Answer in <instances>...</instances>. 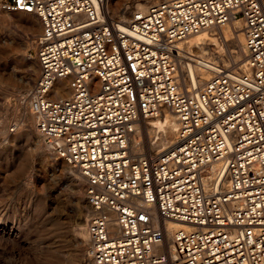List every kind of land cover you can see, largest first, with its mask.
Here are the masks:
<instances>
[{"label": "built area", "instance_id": "2783aa9c", "mask_svg": "<svg viewBox=\"0 0 264 264\" xmlns=\"http://www.w3.org/2000/svg\"><path fill=\"white\" fill-rule=\"evenodd\" d=\"M107 1L0 0L42 23L30 108L45 145L86 182L87 256L264 264V0H141L125 20ZM238 21L245 61L182 85L178 43ZM66 80L71 93L51 99ZM165 109L177 142L134 152L137 124Z\"/></svg>", "mask_w": 264, "mask_h": 264}, {"label": "rangeland", "instance_id": "374dc122", "mask_svg": "<svg viewBox=\"0 0 264 264\" xmlns=\"http://www.w3.org/2000/svg\"><path fill=\"white\" fill-rule=\"evenodd\" d=\"M113 1L111 4L116 0ZM132 1L121 4V9L126 8L125 5L128 7ZM26 16L20 12L0 10V128L7 131L0 135V151L3 152L0 159V264H86L90 208L86 183L82 189L74 187L75 184L59 169L61 158L44 145L38 131L43 149L53 154L48 161L40 154H31L32 141L29 140L19 142L15 152L8 148L9 133H26L31 128L37 130L36 117L28 97L40 76L34 43L42 28L34 37L27 27L18 22L31 19V15L29 19ZM221 35L222 39L212 45V53L217 51L218 64L235 67L237 60L233 48ZM28 55L37 62V68L28 66ZM29 77L36 79L26 89L24 84ZM141 123V137L145 138V123ZM148 148L149 142L144 139L142 151L147 152ZM72 173L78 175L77 171ZM79 196H84L86 200L79 201ZM80 231H83L81 238L78 235Z\"/></svg>", "mask_w": 264, "mask_h": 264}, {"label": "bare ground", "instance_id": "6f19581e", "mask_svg": "<svg viewBox=\"0 0 264 264\" xmlns=\"http://www.w3.org/2000/svg\"><path fill=\"white\" fill-rule=\"evenodd\" d=\"M111 1L114 2L113 0L107 1L108 12H112L113 16H115L114 14H118V16H119L118 18H121L123 20L129 18V15L131 16V14L133 13L135 8H141L144 10L147 7V4L143 3L141 0H133L131 3L128 4V7H127V5H125L126 8L121 9V7H120L121 4H123V5L127 4L128 0H116L115 3H113V4H111ZM131 10H132V13H131ZM9 13H12V12H9ZM20 13L24 14V16L25 15H28V16L31 15V19H29L30 17L28 18V16H26L29 20H26V18H25V20H20L18 22H19V24L27 27V29L30 30L31 33L34 35V37H35V35L37 36V34H39L38 33L39 29L42 28V23H41L40 19L34 14H30V13H26V12H20ZM9 27H11V25ZM221 34H223L225 39L230 42L229 44L233 48L232 52L234 53L236 60H237V63L235 64V66H239L242 62L245 61L246 53H247L246 35L244 32L243 24L240 21L229 22L222 27H214V28H211V29L206 30V31H201L198 34L192 35V36L186 38L185 40L179 42L177 45L182 75L184 73V74H187V76L189 77V80L184 79L183 83L181 82L182 85L183 84H185L187 86L199 85V84L205 82L215 72L218 71V68L216 66L218 64L217 63L218 61L216 60L217 55H215V53L217 51L216 52L214 51V53H212V51H213L212 45H215L217 43V41L222 39ZM32 58L33 57L31 55L26 56V62L30 68H32V67L37 68V62L35 60H33ZM226 66L227 65L225 64L223 67H226ZM8 72H10V71H8ZM35 79H36L35 77H29L27 79L26 83L24 84V87L26 88V87L32 86L33 83L35 82ZM20 88H22V87H20ZM55 88H56L55 89L56 91H54L51 94V96H50L51 99H56L60 95H69L71 93L69 81L67 82V80L66 81H57V83L55 84ZM16 89H17V87H15L13 90L15 91ZM14 91H12V92H14ZM3 93H5V92H3ZM8 94L9 93L7 92V95ZM18 98H20V97H18ZM141 122H142V120H141ZM141 122L137 124V126H136L137 130H136V132L133 136V139H132V150L134 152H139V151L143 150L144 139L149 142V148L148 149L151 152L164 151V150L170 148L173 144H175L177 142L179 124H178L177 117H176L175 113L172 112L170 109H165L163 114L159 117L147 118V119L143 120V122L145 123V130L147 133V134H145V138L141 137V135H142L141 134L142 132H140V128H141L140 124H142ZM6 133H7V131L4 128H0V135H4ZM23 139L32 141L31 142L32 143L31 144V152H32L31 154H34V153L40 154L41 156H43V159L45 161H48L49 158L53 156V154L51 152H47V150L43 149V146L45 144L44 145L42 144L41 138H40L37 130H35L34 128L29 129L26 133H19V134L18 133L17 134H14V133L10 134L9 133V146H8L9 150L15 152V150H17L16 149L17 144L19 142H21ZM20 149H21V147H20ZM2 154H3V152L1 150L0 151V159L2 157ZM59 169L61 172H63L67 176V178L69 180H71L75 184L74 187L82 189V187L85 186L86 182H85L84 178L80 175V173L78 171H77L78 175L73 174L72 172L73 171L75 172L76 170L71 165H69V163L66 160H64V159L60 160ZM45 175H47V174H45ZM78 192H80V191H78ZM83 200H86L84 198V196H79V201H83ZM87 206H88V204H87ZM85 208H86V206H85ZM90 211H91V206H90L89 211H88V219H89ZM88 219H87V230H88ZM78 221L80 222V219ZM78 235L81 238L83 236V231H80V233H78ZM88 237L90 239L89 232H88ZM81 242L84 243V240L81 239ZM88 242H89V240H88ZM82 259H83V257H82ZM86 264H93L89 257L86 259Z\"/></svg>", "mask_w": 264, "mask_h": 264}]
</instances>
